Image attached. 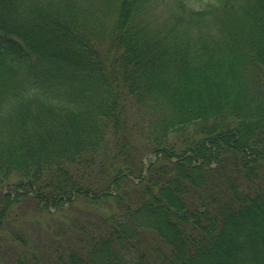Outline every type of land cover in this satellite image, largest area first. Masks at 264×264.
<instances>
[{"label": "trees", "instance_id": "1", "mask_svg": "<svg viewBox=\"0 0 264 264\" xmlns=\"http://www.w3.org/2000/svg\"><path fill=\"white\" fill-rule=\"evenodd\" d=\"M24 198L88 217L0 264H264V0H0V232Z\"/></svg>", "mask_w": 264, "mask_h": 264}, {"label": "rangeland", "instance_id": "2", "mask_svg": "<svg viewBox=\"0 0 264 264\" xmlns=\"http://www.w3.org/2000/svg\"><path fill=\"white\" fill-rule=\"evenodd\" d=\"M193 3V2H192ZM166 2L156 5L152 10H150V15L153 14L161 19H164L167 13ZM196 8L200 7L198 1L194 2ZM163 21V20H161ZM15 181V180H13ZM57 210V212H47L38 209L33 200L29 198L22 199L21 202L14 206L13 215L16 216L10 226L6 224V230L0 232V261L6 260L8 254H13V250L9 253V249L5 243L4 236L14 235V231L20 233L25 232L26 236L30 239L31 244L36 243L40 249L44 250L45 246L53 240L64 241L61 237L62 233L69 230L65 227L72 225V220H83L88 217L85 210H81L79 205L75 209L68 208ZM58 225L61 229L58 230ZM63 230V231H62ZM3 242V244H2ZM16 244V243H15ZM35 245V246H36Z\"/></svg>", "mask_w": 264, "mask_h": 264}]
</instances>
